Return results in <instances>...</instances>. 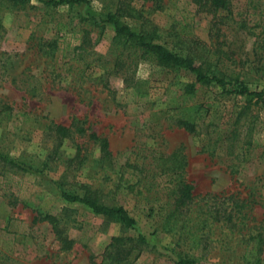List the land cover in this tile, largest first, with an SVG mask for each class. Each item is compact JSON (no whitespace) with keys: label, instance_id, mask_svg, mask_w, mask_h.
Returning a JSON list of instances; mask_svg holds the SVG:
<instances>
[{"label":"rangeland","instance_id":"obj_1","mask_svg":"<svg viewBox=\"0 0 264 264\" xmlns=\"http://www.w3.org/2000/svg\"><path fill=\"white\" fill-rule=\"evenodd\" d=\"M229 4L213 17L193 0H0V264L99 263L112 237L131 240L126 264H264V105L235 92L264 98V0ZM118 7L120 23L194 58L226 88L92 23ZM76 120L88 131L58 140L49 129ZM90 132L138 170L121 181L106 170ZM176 159L183 168L167 169ZM176 178L194 196L183 221L170 214ZM84 186L135 224L62 197ZM227 203L233 223L213 219ZM46 214L72 241L67 249Z\"/></svg>","mask_w":264,"mask_h":264},{"label":"trees","instance_id":"obj_2","mask_svg":"<svg viewBox=\"0 0 264 264\" xmlns=\"http://www.w3.org/2000/svg\"><path fill=\"white\" fill-rule=\"evenodd\" d=\"M17 2H23L28 0H13ZM47 5H58L65 3H84L87 0H38ZM199 10L208 11L212 14L213 17L218 15L219 11H228L230 8L229 0H193ZM124 12L122 7H118L114 13H107L102 16H90L92 23L98 26H103L105 24H111L114 26L115 32L117 34L125 36L127 39L134 40L138 46L145 49V51L151 53L155 56L157 61L162 64L173 65L177 67H182L190 71L195 75L196 82L200 83H214L219 88L224 90L226 88L227 82L224 78L218 77L214 74H207L201 63H198L194 58L190 56H184L176 51L168 49L163 44L154 43L147 40V35L144 31L139 30L135 31L126 24L119 22L120 13ZM107 84V82H106ZM111 91V89H109ZM237 94H247L253 95L258 101L264 105V98L260 92H250L245 86H242L240 90L235 91ZM80 121H72L69 126H64L61 124H56L50 126L49 129L53 131L54 136L58 139H64L71 137L72 133L84 134L88 131V128H85L83 125L79 124ZM175 124L183 127L184 129L194 132L196 126L193 123L183 119L177 118ZM89 138L99 148V161L106 170L117 172L119 175L120 181L123 179L125 173H134L138 170V165L129 162L123 161L118 163L113 156L109 148V140L106 137H101L94 132L88 134ZM174 156V154H173ZM172 156V157H173ZM174 159V158H173ZM184 160H175L171 165L167 166V169L175 170L176 168H183ZM127 188H133L134 186L128 184ZM97 190L90 189L87 186L83 187L82 194H74L66 191L62 192V197L69 202H79L87 207H89L95 214L104 215L108 219H113L125 226H132L135 224V219L131 217L128 211L123 206H110L104 204L98 194ZM170 196L172 198V210L170 214L174 219L181 218L182 221L187 215V212L190 211L189 207L193 203L194 196L192 193V186L185 181L183 178H176L173 185L170 187ZM212 218L216 221H226L228 223H233V213L232 207L229 206V203L221 207H213L212 209ZM42 220H47L53 231L56 234L58 240L62 243V247L67 249L71 240L63 235L62 229L58 225V219L55 216L46 214ZM131 241L128 238L124 237H112L111 242L108 244L105 250L104 258L101 262L97 263L94 261V258H91L90 264H126L128 257L132 252V246L127 245V241ZM138 240L144 242L145 238L139 236ZM177 264H195L193 260L190 259H179Z\"/></svg>","mask_w":264,"mask_h":264}]
</instances>
